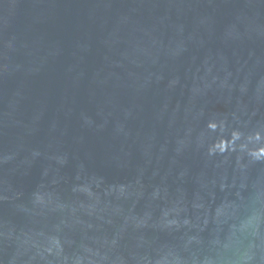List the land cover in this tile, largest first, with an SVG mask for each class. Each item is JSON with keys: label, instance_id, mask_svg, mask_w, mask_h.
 I'll return each instance as SVG.
<instances>
[{"label": "water", "instance_id": "1", "mask_svg": "<svg viewBox=\"0 0 264 264\" xmlns=\"http://www.w3.org/2000/svg\"><path fill=\"white\" fill-rule=\"evenodd\" d=\"M0 264H264V0H0Z\"/></svg>", "mask_w": 264, "mask_h": 264}]
</instances>
